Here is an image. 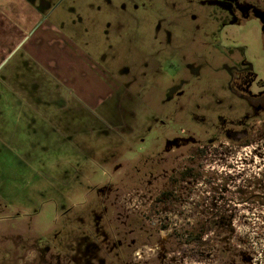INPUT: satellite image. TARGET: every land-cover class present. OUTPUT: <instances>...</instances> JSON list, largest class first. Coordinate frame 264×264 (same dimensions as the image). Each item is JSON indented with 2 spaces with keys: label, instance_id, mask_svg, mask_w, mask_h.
<instances>
[{
  "label": "rangeland",
  "instance_id": "obj_1",
  "mask_svg": "<svg viewBox=\"0 0 264 264\" xmlns=\"http://www.w3.org/2000/svg\"><path fill=\"white\" fill-rule=\"evenodd\" d=\"M41 1L0 69V264H264V117L227 89L258 20Z\"/></svg>",
  "mask_w": 264,
  "mask_h": 264
},
{
  "label": "flooded vegetation",
  "instance_id": "obj_2",
  "mask_svg": "<svg viewBox=\"0 0 264 264\" xmlns=\"http://www.w3.org/2000/svg\"><path fill=\"white\" fill-rule=\"evenodd\" d=\"M217 6L225 13H229L228 15H231L232 17L234 15L247 18L253 17L259 22V39L262 46V53L257 59L259 65H256V60L254 58L252 61V59H246L242 56V58L233 64L231 68H227V73L232 77V79L227 81V89L230 92L241 96L246 101L253 102L252 104L255 103V115L258 114L259 116L264 117V11L256 9L253 4H246L239 0H220L217 1ZM40 7L46 8L48 11L51 9V4L41 1ZM255 134L260 138L264 135V128L260 127L256 130ZM246 135L248 134L244 131V136ZM241 144L244 145L248 143L243 141ZM237 145H240V143ZM233 149L236 148L234 147Z\"/></svg>",
  "mask_w": 264,
  "mask_h": 264
},
{
  "label": "crops",
  "instance_id": "obj_3",
  "mask_svg": "<svg viewBox=\"0 0 264 264\" xmlns=\"http://www.w3.org/2000/svg\"><path fill=\"white\" fill-rule=\"evenodd\" d=\"M46 14L36 0H0V69L6 64L10 68L27 37L43 28ZM23 55L27 59L28 53Z\"/></svg>",
  "mask_w": 264,
  "mask_h": 264
},
{
  "label": "trees",
  "instance_id": "obj_4",
  "mask_svg": "<svg viewBox=\"0 0 264 264\" xmlns=\"http://www.w3.org/2000/svg\"><path fill=\"white\" fill-rule=\"evenodd\" d=\"M201 236L198 237V240H200Z\"/></svg>",
  "mask_w": 264,
  "mask_h": 264
}]
</instances>
